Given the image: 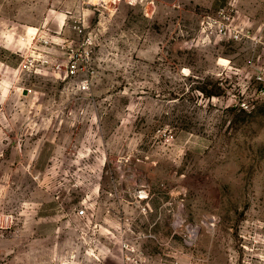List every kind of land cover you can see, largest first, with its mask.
I'll use <instances>...</instances> for the list:
<instances>
[{"label": "rangeland", "instance_id": "1", "mask_svg": "<svg viewBox=\"0 0 264 264\" xmlns=\"http://www.w3.org/2000/svg\"><path fill=\"white\" fill-rule=\"evenodd\" d=\"M0 264H264V0H0Z\"/></svg>", "mask_w": 264, "mask_h": 264}, {"label": "built area", "instance_id": "2", "mask_svg": "<svg viewBox=\"0 0 264 264\" xmlns=\"http://www.w3.org/2000/svg\"><path fill=\"white\" fill-rule=\"evenodd\" d=\"M75 30H77L79 33L82 32V28L80 26H76L74 27ZM46 43H48L49 41H45ZM86 49L84 51V60L86 62H88L90 60V51L89 49L86 47V45L84 46ZM57 69L59 71H63V72H66L67 74H70V75H75L77 72H78V65L77 63H72V64H69V65H58L57 66ZM81 89L83 90H86L87 89V82H84L82 83L81 85ZM79 215L80 216H85V210H81L79 212Z\"/></svg>", "mask_w": 264, "mask_h": 264}, {"label": "snow or ice", "instance_id": "3", "mask_svg": "<svg viewBox=\"0 0 264 264\" xmlns=\"http://www.w3.org/2000/svg\"><path fill=\"white\" fill-rule=\"evenodd\" d=\"M221 62H223V61H221Z\"/></svg>", "mask_w": 264, "mask_h": 264}]
</instances>
